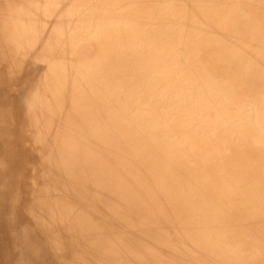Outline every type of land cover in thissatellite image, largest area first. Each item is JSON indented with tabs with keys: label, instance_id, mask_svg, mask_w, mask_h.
Returning <instances> with one entry per match:
<instances>
[{
	"label": "bare ground",
	"instance_id": "6f19581e",
	"mask_svg": "<svg viewBox=\"0 0 264 264\" xmlns=\"http://www.w3.org/2000/svg\"><path fill=\"white\" fill-rule=\"evenodd\" d=\"M1 60L12 264H264V0H0Z\"/></svg>",
	"mask_w": 264,
	"mask_h": 264
},
{
	"label": "rangeland",
	"instance_id": "374dc122",
	"mask_svg": "<svg viewBox=\"0 0 264 264\" xmlns=\"http://www.w3.org/2000/svg\"><path fill=\"white\" fill-rule=\"evenodd\" d=\"M6 61L5 60L0 61V71L2 72V76L5 75L4 77H2V79H0L2 85L0 91V98L2 99V103L8 102L7 105L10 107V109H12V112L21 114L22 119L21 121L17 120L15 124H13L12 133L10 136V150H12L15 155H17L16 161H18L19 165L18 166L12 165L11 168H9V170L7 169V172L6 169L4 168L2 169L3 172L1 171V175L4 177L5 180L8 179L9 173L10 171H13V169L15 171L22 169L24 178L28 175V171L31 174H36L34 170L38 169V167H36L34 164L35 163L38 164V160H40L39 159L40 151L39 149H37V143L33 140V135L36 130H42L41 124L39 122H37V124H34V121H32V123L30 121V123L28 122L27 125V120L24 118V115H22V113H24L25 110L23 106H24V101L27 98V93L33 86V77H30L29 74L22 71H18L14 74L13 73L8 74L9 72L6 71L5 68L8 64L11 66L12 64L10 63V61L8 60ZM2 145H4V148H7L6 144L2 143ZM37 183H40V181ZM66 190L70 191L69 188H66ZM9 193H11V190ZM5 198H6V194L4 193L3 197H0V217L3 214L2 212L5 210L3 209V205L6 203V201H4ZM15 228L11 233L10 232L7 233L5 228L2 229L0 223V260H1L0 264L14 263V260L11 259L10 256L14 253V250L17 247L19 246L24 247V243L26 242L25 238L28 239L26 237L27 234H25V232L22 231L21 225L17 224ZM44 253L45 254L42 253V255L46 256L45 251Z\"/></svg>",
	"mask_w": 264,
	"mask_h": 264
}]
</instances>
